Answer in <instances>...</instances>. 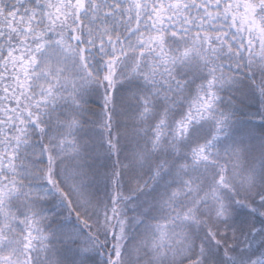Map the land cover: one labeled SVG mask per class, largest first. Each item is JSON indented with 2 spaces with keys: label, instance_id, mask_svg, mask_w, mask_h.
Listing matches in <instances>:
<instances>
[{
  "label": "snow or ice",
  "instance_id": "obj_1",
  "mask_svg": "<svg viewBox=\"0 0 264 264\" xmlns=\"http://www.w3.org/2000/svg\"><path fill=\"white\" fill-rule=\"evenodd\" d=\"M0 264H264V0H0Z\"/></svg>",
  "mask_w": 264,
  "mask_h": 264
},
{
  "label": "trees",
  "instance_id": "obj_2",
  "mask_svg": "<svg viewBox=\"0 0 264 264\" xmlns=\"http://www.w3.org/2000/svg\"><path fill=\"white\" fill-rule=\"evenodd\" d=\"M257 123H259V121H257Z\"/></svg>",
  "mask_w": 264,
  "mask_h": 264
}]
</instances>
